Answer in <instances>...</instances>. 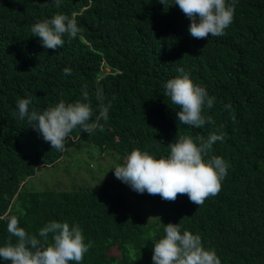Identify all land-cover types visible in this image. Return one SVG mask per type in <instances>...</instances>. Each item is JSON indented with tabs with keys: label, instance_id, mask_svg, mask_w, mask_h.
Masks as SVG:
<instances>
[{
	"label": "trees",
	"instance_id": "16d2710c",
	"mask_svg": "<svg viewBox=\"0 0 264 264\" xmlns=\"http://www.w3.org/2000/svg\"><path fill=\"white\" fill-rule=\"evenodd\" d=\"M126 2L61 0L54 10L71 17L90 5L75 12L89 38L103 10L114 11ZM35 7V0H0V245L8 239L13 215L31 234L50 221H67L79 224L85 243L92 242L81 264H153L154 242L163 237L166 224L181 222L182 230L200 235L204 246L216 251L221 264H264V0H238L225 34L206 39L190 35L191 21L177 5L165 9L144 0L137 19L97 34L92 53L84 52L78 38L67 36L62 47L45 48L31 32L43 20L38 13L45 11ZM181 67L215 97L213 107L204 110L214 124L179 125V109L164 85ZM105 68L110 73L101 78ZM98 87L104 103L112 101L108 120L100 121L104 130L88 134L75 129L63 152L18 117V99L31 98L29 110L43 112L60 100L87 102V91L95 119ZM228 104L231 110L225 109ZM216 129L225 139L213 145L212 155L225 159L228 174L219 194L201 206L187 195L170 202L127 184L136 201L122 191L126 185L119 179L96 189L44 185L35 190L28 185L39 169L73 162L72 141L112 153L121 165L133 149L159 158L169 154L178 133L207 137ZM74 164L73 174H88L86 165ZM0 264L11 262L0 258Z\"/></svg>",
	"mask_w": 264,
	"mask_h": 264
},
{
	"label": "clouds",
	"instance_id": "9594fccd",
	"mask_svg": "<svg viewBox=\"0 0 264 264\" xmlns=\"http://www.w3.org/2000/svg\"><path fill=\"white\" fill-rule=\"evenodd\" d=\"M51 1L55 4L51 5ZM120 8L112 11L103 10L88 38L83 29L77 24L76 13L87 10L90 5L82 6L71 15L55 11L61 6V0H35V8L45 9L38 13L43 20L37 21L31 27L32 35L41 38L43 46L47 49H58L65 43L64 37L69 40L78 38L84 46L85 53H92L95 38L109 25L118 26L121 23H129L133 18H138V11L144 0H126ZM153 4L165 5V9L177 5L182 13L190 19L189 33L195 39H206L223 36L226 29L234 20V13L238 0H173L169 5L167 0H152ZM111 50V49H110ZM104 63V60L102 61ZM179 75L170 79L164 85L165 95L170 98L173 105L179 109L177 120L179 125H187L192 128H202L206 124H214L211 116H205L204 110L211 109L215 97L208 94L207 89L195 83L183 67L177 70ZM65 75H70L69 68L64 69ZM110 73L105 68L103 75ZM100 78V76H99ZM96 81V80H95ZM99 101V115L93 119L91 101L88 92H84V101L66 103L60 100L55 106L38 112L34 108L30 111L31 98L18 99V117L26 119L38 131L45 142L50 143L52 149L63 152L66 141L77 128L83 132L92 134L97 129L103 131L101 120L105 122L109 118V110L112 101L104 103L103 88L98 87L95 93ZM115 96L112 97V100ZM231 104L225 105L226 110H231ZM233 120L235 119L233 115ZM223 126H221L222 128ZM225 139L221 129H216L207 137L192 135H180L168 145L170 152L159 158L155 153L139 148L133 149L119 165L118 158L107 151L98 148L102 166L97 168L89 161L86 166L89 170L90 163L94 167L90 170L100 172L94 176L109 173L112 164L115 176L122 182L138 192H147L150 195H159L163 200L174 202L179 195H187L189 200L201 206L209 197L218 195L222 190L223 180L228 174L229 164L221 156L212 155L213 145ZM72 143L76 146L77 142ZM82 145V144H81ZM84 153V154H83ZM83 154V155H82ZM92 153H89L91 157ZM80 158L87 155L83 149L78 154ZM82 155V156H81ZM105 160L106 166L102 163ZM72 163H77L72 162ZM85 165V164H82ZM89 174V173H88ZM114 182L101 181V184ZM85 188V187H80ZM64 190V189H59ZM129 194L127 187L122 190ZM130 195V194H129ZM8 239L0 245V258L10 261L11 264H81L84 256L92 247V242L85 243L83 229L79 224L70 225L67 221L48 222L38 230V234H31L20 226V220L13 215L7 222ZM162 238L154 242L153 264H221V259L214 249L204 246L202 238L187 229L182 230L181 222L168 223L164 228ZM14 238V239H13Z\"/></svg>",
	"mask_w": 264,
	"mask_h": 264
},
{
	"label": "rangeland",
	"instance_id": "374dc122",
	"mask_svg": "<svg viewBox=\"0 0 264 264\" xmlns=\"http://www.w3.org/2000/svg\"><path fill=\"white\" fill-rule=\"evenodd\" d=\"M73 145V146H72ZM71 145V159L73 162H78L83 166L82 164H87L89 161L93 162L97 168H100L102 166L99 158V150L91 145V144H82L79 146H75L74 144ZM85 150L87 152V155H84L82 158L78 155ZM89 153L91 154V157H89ZM84 154V153H83ZM82 154V155H83ZM81 155V156H82ZM66 162V161H65ZM90 163L89 170L87 171L89 174H73L77 170V165L74 163H58L55 166H49V167H43L38 170L37 175L35 178L30 179L28 182V185H30L32 189L39 190L43 189L44 185L48 186L49 189H64V190H71L74 188H93L97 187L101 181L110 182L112 180H115L116 182L118 179L115 176V169L112 164L109 166V173H104L105 175L101 176H94L93 174H100V172H94L90 171L94 164ZM102 163L106 166L105 160H102ZM82 171H86L83 169V167L80 169ZM126 187L127 184L125 183ZM129 192V191H128ZM130 194V193H129ZM131 198L136 200L131 194ZM140 201V200H136ZM144 202V201H141ZM147 203V202H145ZM137 204L136 202L132 201V205ZM148 204V203H147ZM149 205V204H148Z\"/></svg>",
	"mask_w": 264,
	"mask_h": 264
}]
</instances>
